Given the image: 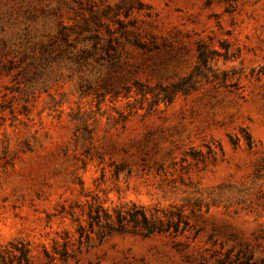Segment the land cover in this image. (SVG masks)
I'll list each match as a JSON object with an SVG mask.
<instances>
[{
	"label": "rangeland",
	"instance_id": "rangeland-1",
	"mask_svg": "<svg viewBox=\"0 0 264 264\" xmlns=\"http://www.w3.org/2000/svg\"><path fill=\"white\" fill-rule=\"evenodd\" d=\"M262 65L264 0H0V263L264 264Z\"/></svg>",
	"mask_w": 264,
	"mask_h": 264
},
{
	"label": "trees",
	"instance_id": "trees-1",
	"mask_svg": "<svg viewBox=\"0 0 264 264\" xmlns=\"http://www.w3.org/2000/svg\"><path fill=\"white\" fill-rule=\"evenodd\" d=\"M220 46L223 49L228 48L227 44H224L223 42H221ZM215 54L216 50L209 48L205 44H198L197 61L194 67L187 75L171 84L170 93H188L190 90L195 89L202 81L219 80L222 82L226 78V73L218 71L211 64V60ZM227 58L228 56H225L224 59ZM257 71L264 72V65L259 66ZM247 137L249 138V135ZM113 210L116 223L113 221V215L109 212H104V217L102 219L98 213V209L94 215L90 216V224L96 223L97 225L102 226V230H104V233L102 231V235L112 232L126 231L127 226L131 224L132 227L138 229L142 235L147 236L152 233L167 231L170 228L174 217L177 222L183 219V214L180 209L172 212H163L162 217H160L155 212H151L147 215L144 207L135 205L134 203L130 206L125 204L118 208L116 207ZM78 232L80 237L87 236L85 229L81 226L78 227ZM19 261H22L24 264H31L28 250L26 248L20 250Z\"/></svg>",
	"mask_w": 264,
	"mask_h": 264
}]
</instances>
